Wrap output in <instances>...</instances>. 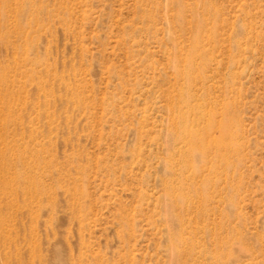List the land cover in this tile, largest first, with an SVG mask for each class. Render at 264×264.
I'll return each mask as SVG.
<instances>
[{
	"label": "rangeland",
	"instance_id": "rangeland-1",
	"mask_svg": "<svg viewBox=\"0 0 264 264\" xmlns=\"http://www.w3.org/2000/svg\"><path fill=\"white\" fill-rule=\"evenodd\" d=\"M0 264H264V0H0Z\"/></svg>",
	"mask_w": 264,
	"mask_h": 264
},
{
	"label": "bare ground",
	"instance_id": "bare-ground-1",
	"mask_svg": "<svg viewBox=\"0 0 264 264\" xmlns=\"http://www.w3.org/2000/svg\"><path fill=\"white\" fill-rule=\"evenodd\" d=\"M191 61V60H190ZM190 78V77H189ZM223 123H225V122H222V124H221V127H222V131L224 132V133H226V132H228V130H229V126H226L225 124L223 125ZM220 140V139H219ZM224 140L223 139H221L220 141H218V148H219V146L222 148V147H224ZM220 149V148H219Z\"/></svg>",
	"mask_w": 264,
	"mask_h": 264
}]
</instances>
